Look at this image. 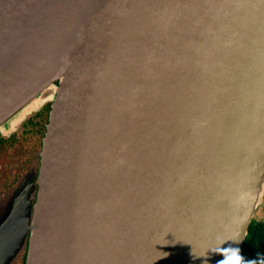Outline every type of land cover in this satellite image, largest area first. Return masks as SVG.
<instances>
[{"label": "water", "instance_id": "water-1", "mask_svg": "<svg viewBox=\"0 0 264 264\" xmlns=\"http://www.w3.org/2000/svg\"><path fill=\"white\" fill-rule=\"evenodd\" d=\"M46 103L34 179L0 190V264L241 254L264 199V0H0V129Z\"/></svg>", "mask_w": 264, "mask_h": 264}, {"label": "flooded vegetation", "instance_id": "flooded-vegetation-1", "mask_svg": "<svg viewBox=\"0 0 264 264\" xmlns=\"http://www.w3.org/2000/svg\"><path fill=\"white\" fill-rule=\"evenodd\" d=\"M50 103L44 104L25 118H15L0 129V190H8L25 176L31 179L40 167L39 150L41 148L48 117ZM245 261L257 258L245 255ZM25 255L20 258L24 264Z\"/></svg>", "mask_w": 264, "mask_h": 264}, {"label": "trees", "instance_id": "trees-1", "mask_svg": "<svg viewBox=\"0 0 264 264\" xmlns=\"http://www.w3.org/2000/svg\"><path fill=\"white\" fill-rule=\"evenodd\" d=\"M241 254L253 256L257 258L258 264H264V218L252 219Z\"/></svg>", "mask_w": 264, "mask_h": 264}, {"label": "clouds", "instance_id": "clouds-1", "mask_svg": "<svg viewBox=\"0 0 264 264\" xmlns=\"http://www.w3.org/2000/svg\"><path fill=\"white\" fill-rule=\"evenodd\" d=\"M223 259L219 264H255L254 261H245L244 257L240 254L239 248L221 249ZM227 253V255H224Z\"/></svg>", "mask_w": 264, "mask_h": 264}, {"label": "rangeland", "instance_id": "rangeland-1", "mask_svg": "<svg viewBox=\"0 0 264 264\" xmlns=\"http://www.w3.org/2000/svg\"><path fill=\"white\" fill-rule=\"evenodd\" d=\"M38 110V109H37ZM36 111V110H35ZM32 113H34V111L32 112ZM264 199H263V201H262V203L260 204V206L258 207V209H257V212H256V214H255V218H258V219H260V218H264ZM23 256V255H22ZM21 258V257H20ZM20 258L19 259H17V261H16V264H20Z\"/></svg>", "mask_w": 264, "mask_h": 264}, {"label": "built area", "instance_id": "built-area-1", "mask_svg": "<svg viewBox=\"0 0 264 264\" xmlns=\"http://www.w3.org/2000/svg\"><path fill=\"white\" fill-rule=\"evenodd\" d=\"M242 255V254H241ZM243 257H244V255H242ZM244 259H245V257H244Z\"/></svg>", "mask_w": 264, "mask_h": 264}]
</instances>
